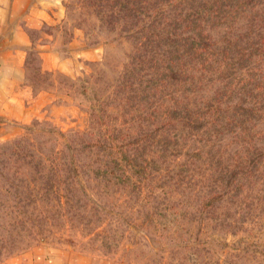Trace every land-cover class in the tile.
<instances>
[{
	"label": "rangeland",
	"instance_id": "374dc122",
	"mask_svg": "<svg viewBox=\"0 0 264 264\" xmlns=\"http://www.w3.org/2000/svg\"><path fill=\"white\" fill-rule=\"evenodd\" d=\"M98 10V2L63 0L58 22L41 30L52 36L51 60L63 58L66 67L44 68L32 43L23 75L27 119L0 116V264H36L37 256L62 263L264 264V179L257 178L259 171L241 187L213 179L217 165L230 158L225 149L236 148L229 132L238 127L228 126L217 148L196 145L194 151L186 142L158 152V143L141 141L154 135L162 140V125L144 121L147 104L132 95L129 74L126 87L117 81L125 68L145 78L148 62L138 66L146 57L133 56L132 37L119 32L122 19L107 23ZM244 14L237 26H221L213 47L226 48L219 62L246 49L248 24L264 17V0ZM38 36L30 32L34 41ZM249 63L241 60L234 74ZM206 95L201 90L196 97ZM160 102L173 106L166 97L159 96ZM204 116L194 132L208 137ZM106 127L128 142L139 141L135 152L142 168L105 162L96 138ZM218 151L225 153L211 166L208 159Z\"/></svg>",
	"mask_w": 264,
	"mask_h": 264
},
{
	"label": "trees",
	"instance_id": "16d2710c",
	"mask_svg": "<svg viewBox=\"0 0 264 264\" xmlns=\"http://www.w3.org/2000/svg\"><path fill=\"white\" fill-rule=\"evenodd\" d=\"M89 1L92 5L99 3L102 10H98L97 15L105 22L115 23V19H122L119 32L132 37L133 56L146 57V60L138 59V66L144 69L148 62L145 78L135 70L125 68L117 81L119 86L126 87L129 74L134 83L130 89L132 95L140 103L145 99L147 104L144 121L152 118V123L162 125V140L154 135L150 140L141 138V141L158 143V152L165 149L163 146L177 147L186 142L193 143L194 151L199 148L196 145L217 148L223 145L219 136L233 125L238 129L229 133L236 148L225 149L230 158L224 165L218 164L225 153L218 151V157L208 159L211 166L218 164L214 182L241 187L249 178H255L254 173L258 171L263 178H257L264 179L260 168L264 165V17H257L255 24H248L246 34L249 36L243 40L246 49L229 58V62H225L227 58L218 61L221 56H226L225 47L224 50L213 48L221 26L225 29L237 26L239 19L247 17L245 9L256 7L261 0ZM105 9L111 12L109 20L105 19L108 16ZM138 46H143L142 53ZM244 59H249L250 63L241 74H234ZM201 90L207 95L196 97ZM159 96L169 98L173 106L157 104ZM153 97L157 99L153 100ZM204 115L211 126L205 127L202 133L209 130L208 137L194 132ZM100 134L96 144L101 147L105 162L118 168H123L124 162L132 170L144 166L141 160V165L138 164L135 152L139 149V141L128 142L109 127ZM246 137L250 139L240 141ZM253 141L260 147L253 146ZM14 153L17 154V150ZM184 154L193 159V154ZM212 191L218 193L217 188ZM206 201L203 198L202 204Z\"/></svg>",
	"mask_w": 264,
	"mask_h": 264
},
{
	"label": "crops",
	"instance_id": "0c3cea01",
	"mask_svg": "<svg viewBox=\"0 0 264 264\" xmlns=\"http://www.w3.org/2000/svg\"><path fill=\"white\" fill-rule=\"evenodd\" d=\"M63 14V0H0V116L10 122H24L27 119L23 84L26 72V56L36 42L38 54L44 68L66 67L63 58L54 57L52 36L41 30L42 25L58 22ZM31 31L40 36L34 41ZM48 63L46 64V61ZM36 264H102L95 261L73 259L57 262L55 259L37 256Z\"/></svg>",
	"mask_w": 264,
	"mask_h": 264
}]
</instances>
